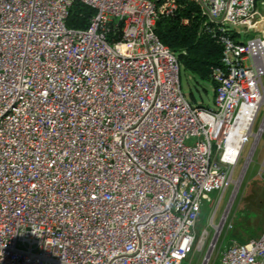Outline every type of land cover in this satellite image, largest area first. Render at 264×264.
Wrapping results in <instances>:
<instances>
[{"label": "built area", "instance_id": "2783aa9c", "mask_svg": "<svg viewBox=\"0 0 264 264\" xmlns=\"http://www.w3.org/2000/svg\"><path fill=\"white\" fill-rule=\"evenodd\" d=\"M190 1L223 46L213 108L155 34L174 0H0V264H182L222 230L216 208L194 233L264 130V37L235 29L259 0ZM74 2L86 29L66 25ZM218 259L264 264V229Z\"/></svg>", "mask_w": 264, "mask_h": 264}, {"label": "rangeland", "instance_id": "374dc122", "mask_svg": "<svg viewBox=\"0 0 264 264\" xmlns=\"http://www.w3.org/2000/svg\"><path fill=\"white\" fill-rule=\"evenodd\" d=\"M255 12L250 25L242 24L235 29L245 31L246 38L264 37V0L255 4ZM180 84L185 98L193 105L213 108L215 87L210 82L201 81L181 68ZM263 110L261 111L256 127L263 126ZM264 161V130L258 140L252 144L248 140L239 167L235 171V182L230 184L223 193L211 197L212 203H206L200 214V220L194 231L196 237L206 226L207 219L216 208L218 223L224 214L227 219L222 230L214 236L210 229L204 248L201 252L193 249L182 264H203L212 239L215 237L214 248L211 250L207 264H218L221 249L230 241L239 243L259 237L264 229V178L260 169Z\"/></svg>", "mask_w": 264, "mask_h": 264}, {"label": "trees", "instance_id": "16d2710c", "mask_svg": "<svg viewBox=\"0 0 264 264\" xmlns=\"http://www.w3.org/2000/svg\"><path fill=\"white\" fill-rule=\"evenodd\" d=\"M154 1L161 4L166 0ZM174 2L177 6L176 10L169 16L159 17L155 24V34L176 55L183 70L216 87L212 73L222 67L223 46L219 41L220 33L214 26L206 24L196 3L190 0H174ZM95 13L93 8L74 2L69 10L66 25L72 29H86ZM228 35L235 41L239 39L234 32ZM109 38L114 42L121 41V24L116 28L111 27Z\"/></svg>", "mask_w": 264, "mask_h": 264}, {"label": "water", "instance_id": "95a60500", "mask_svg": "<svg viewBox=\"0 0 264 264\" xmlns=\"http://www.w3.org/2000/svg\"><path fill=\"white\" fill-rule=\"evenodd\" d=\"M214 242H215V237L212 239V241H211V244H210V246H209V248H208V251H207V253H206V256H205V258H208L209 256H210V253H211V247H212V245L214 244Z\"/></svg>", "mask_w": 264, "mask_h": 264}, {"label": "bare ground", "instance_id": "6f19581e", "mask_svg": "<svg viewBox=\"0 0 264 264\" xmlns=\"http://www.w3.org/2000/svg\"><path fill=\"white\" fill-rule=\"evenodd\" d=\"M207 260H208V258L205 260L204 264H206V263H207Z\"/></svg>", "mask_w": 264, "mask_h": 264}]
</instances>
